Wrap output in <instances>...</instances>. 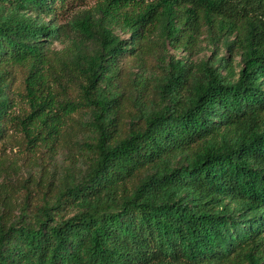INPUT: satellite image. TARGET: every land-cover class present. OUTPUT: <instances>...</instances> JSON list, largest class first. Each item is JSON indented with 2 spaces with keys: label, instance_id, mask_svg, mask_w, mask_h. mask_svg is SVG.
<instances>
[{
  "label": "trees",
  "instance_id": "1",
  "mask_svg": "<svg viewBox=\"0 0 264 264\" xmlns=\"http://www.w3.org/2000/svg\"><path fill=\"white\" fill-rule=\"evenodd\" d=\"M93 1L0 0V264H264V0Z\"/></svg>",
  "mask_w": 264,
  "mask_h": 264
},
{
  "label": "rangeland",
  "instance_id": "2",
  "mask_svg": "<svg viewBox=\"0 0 264 264\" xmlns=\"http://www.w3.org/2000/svg\"><path fill=\"white\" fill-rule=\"evenodd\" d=\"M94 3L93 0H86L85 4L82 5H92ZM77 6L76 9H80L82 6ZM84 7V6H82ZM66 19L62 21L66 23ZM58 49L62 48L61 44H56ZM7 149V158L0 161V178L1 182L4 181L6 178L11 179V184H4L2 186L3 194L8 197L9 202L12 204L13 209H17L18 205L21 203L22 198L17 194H12V190H15L16 185H19L23 182L22 179H25L29 176L30 167L27 166V162L25 157L23 156L22 152H20L19 147L17 146V140L15 139L12 142L6 144ZM19 194V193H18ZM18 205H15V204Z\"/></svg>",
  "mask_w": 264,
  "mask_h": 264
}]
</instances>
